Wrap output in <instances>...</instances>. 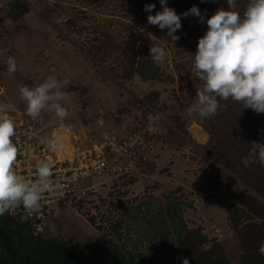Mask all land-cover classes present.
Masks as SVG:
<instances>
[{
	"label": "rangeland",
	"instance_id": "1",
	"mask_svg": "<svg viewBox=\"0 0 264 264\" xmlns=\"http://www.w3.org/2000/svg\"><path fill=\"white\" fill-rule=\"evenodd\" d=\"M167 3L177 14L193 5L207 16L228 9L227 0ZM246 3L236 0V10L242 12ZM146 4L156 5L152 15L162 11L159 0H0V99L25 113L19 85L32 87L49 76L66 80L63 103L69 116L60 121L42 113L36 120L40 134L79 140L107 135L129 148L124 155L110 151L116 165L104 174L77 181L43 233L3 218L27 255L46 252L45 240L64 239L82 264H103L84 249L102 235L135 260L161 261L174 234L160 239L147 217L170 205L186 226L208 237L203 247L221 249L238 264L246 224L264 220L247 196L264 202V166L244 167L240 159L247 143L264 142V113L229 99L220 101L215 116H189L202 85L189 67L207 24L181 16L179 40L173 42L166 30L148 24ZM152 44L166 49L163 63L149 56ZM9 56L17 64L11 75ZM84 59L90 66H81Z\"/></svg>",
	"mask_w": 264,
	"mask_h": 264
},
{
	"label": "clouds",
	"instance_id": "2",
	"mask_svg": "<svg viewBox=\"0 0 264 264\" xmlns=\"http://www.w3.org/2000/svg\"><path fill=\"white\" fill-rule=\"evenodd\" d=\"M159 3L162 11L155 15L151 14L155 4L144 6V11L149 13L148 24L166 30L173 42L179 40L175 33L182 28L181 16H195L207 24L204 35L198 38L194 61L189 67L191 75L202 85L196 88L188 115L201 119L215 116L221 107L220 101L229 99L242 104L243 109L264 113V0H247L242 12L236 10V0H227L228 9L218 8L211 16L195 5L177 14L167 0H159ZM167 55L160 44H152L149 48V56L156 64L163 63ZM6 63L9 75L14 74L17 71L15 58L9 56ZM67 83L49 76L32 87L19 85V99L26 104V115L33 121L45 112L54 113L60 121L67 119L69 112L63 103L66 93L62 90ZM3 111L0 108V216L14 213L21 207L32 215L40 209L46 193L55 195L60 190V182L53 178L54 163L50 159L36 161L34 177L16 171L19 155L13 142L16 129ZM249 145V152L241 163L244 167L256 163L264 166V142L252 141ZM49 147L63 149L62 144L53 141L49 142ZM258 252L264 256V243ZM182 260L183 264H189L187 257Z\"/></svg>",
	"mask_w": 264,
	"mask_h": 264
},
{
	"label": "trees",
	"instance_id": "3",
	"mask_svg": "<svg viewBox=\"0 0 264 264\" xmlns=\"http://www.w3.org/2000/svg\"><path fill=\"white\" fill-rule=\"evenodd\" d=\"M252 138L256 140L255 136ZM249 144L250 142L247 143V150L241 154V160L247 156L250 148ZM247 196L252 200V203L248 202L252 210L256 211L259 217L264 218V202L251 194ZM244 198V202L248 200L246 197ZM149 212L151 215L147 217V221L153 231H157L156 236L160 235V239H163L170 232L174 234L170 245L171 248L163 260H151L147 262L135 260L133 255L127 256V254L117 248L111 238L102 235H98L92 242L84 244V249L90 255L102 259L103 264H183L182 257H187L189 264H233L228 255L221 249L217 250L212 246L203 247L202 244L207 241L208 237L200 230L186 226L180 212H174L170 205L166 209L160 208L158 211ZM94 221L92 220V223ZM0 222H2V225L6 229L16 258L26 264L27 261L32 264L39 263L40 260L35 259L33 254L27 255L19 248L20 240H18L19 235L16 231L10 229L2 218H0ZM171 224L172 229L168 227ZM117 232L120 233L118 230ZM242 241L244 252L242 261L238 264H264V256L258 252L259 246L264 243V220H262V224L248 222L246 230L242 233ZM44 242L47 244L48 249L44 252V256L47 253L52 256L47 261H42L41 259V262L44 264H82V259L66 240H45ZM161 242L163 243V241ZM5 246V240L0 233V249ZM0 252V264H11L8 256L2 253V251Z\"/></svg>",
	"mask_w": 264,
	"mask_h": 264
},
{
	"label": "built area",
	"instance_id": "4",
	"mask_svg": "<svg viewBox=\"0 0 264 264\" xmlns=\"http://www.w3.org/2000/svg\"><path fill=\"white\" fill-rule=\"evenodd\" d=\"M0 108L4 110L2 114L7 115L15 125L16 135L13 142L19 149L16 171L34 177L36 161L50 159L54 163L53 178L60 182V190L55 195L46 193L41 199L40 209L32 215L22 207L14 213L3 215L12 220H20L35 234L45 231L51 214L71 195L77 181L104 174L114 166V159L109 156L110 151L122 155L129 151L127 146L117 145L107 135L103 139L90 136L85 140H79L73 135L60 139L43 136L37 121H33L22 110L8 106L1 99ZM50 141L62 144L63 149L52 150L49 147Z\"/></svg>",
	"mask_w": 264,
	"mask_h": 264
},
{
	"label": "water",
	"instance_id": "5",
	"mask_svg": "<svg viewBox=\"0 0 264 264\" xmlns=\"http://www.w3.org/2000/svg\"><path fill=\"white\" fill-rule=\"evenodd\" d=\"M0 233L3 236V238L5 240V245H6L4 248L1 247L2 250L0 249V251H2V253H4L6 256H8V258L10 259V263L11 264H26V263H24V262H22L16 258L14 250H13V246L10 242V239H9V236L6 232L5 227L2 225V222H0Z\"/></svg>",
	"mask_w": 264,
	"mask_h": 264
},
{
	"label": "flooded vegetation",
	"instance_id": "6",
	"mask_svg": "<svg viewBox=\"0 0 264 264\" xmlns=\"http://www.w3.org/2000/svg\"><path fill=\"white\" fill-rule=\"evenodd\" d=\"M0 218H8L9 220H12L11 218H9V217H7V216H1ZM33 254V256H34V258L35 259H39L40 260V262L39 263H36V264H44L43 262H41V259H42V261H47V260H45V259H43V256H44V253H39V254H37V253H32ZM27 264H32V263H30V262H28L27 261Z\"/></svg>",
	"mask_w": 264,
	"mask_h": 264
},
{
	"label": "crops",
	"instance_id": "7",
	"mask_svg": "<svg viewBox=\"0 0 264 264\" xmlns=\"http://www.w3.org/2000/svg\"><path fill=\"white\" fill-rule=\"evenodd\" d=\"M83 64H87V67L88 66H90V63L86 60V59H84L83 61L81 60V66L83 65ZM56 209V208H55ZM55 211V210H54ZM47 229V228H46ZM46 229H45V231H46Z\"/></svg>",
	"mask_w": 264,
	"mask_h": 264
}]
</instances>
